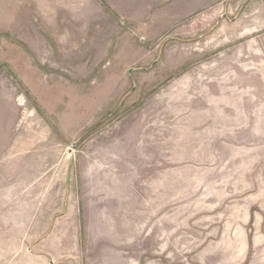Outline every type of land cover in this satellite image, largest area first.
Instances as JSON below:
<instances>
[{"label":"rangeland","instance_id":"374dc122","mask_svg":"<svg viewBox=\"0 0 264 264\" xmlns=\"http://www.w3.org/2000/svg\"><path fill=\"white\" fill-rule=\"evenodd\" d=\"M0 264H264V0H0Z\"/></svg>","mask_w":264,"mask_h":264}]
</instances>
